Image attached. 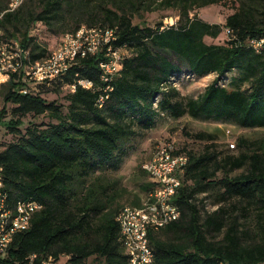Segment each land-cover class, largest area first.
Listing matches in <instances>:
<instances>
[{
    "label": "trees",
    "instance_id": "obj_1",
    "mask_svg": "<svg viewBox=\"0 0 264 264\" xmlns=\"http://www.w3.org/2000/svg\"><path fill=\"white\" fill-rule=\"evenodd\" d=\"M35 1L39 12L24 1L15 10L8 4L0 7L5 39L18 40L33 60L51 52L31 35V26L57 21L68 24L65 29L72 24L68 32L83 25L114 29L116 38L110 44L123 51V66L113 79L103 80L101 63L109 59L106 46L79 57L65 76L47 83L25 80L24 70L11 74L0 122L20 137L0 152V168L12 199L37 200L44 206L35 212L31 226L18 232L0 255V264H25L32 254L54 264L64 255L69 257L66 264H88L93 255L103 264H131L117 221L125 205L113 207L116 194L111 185L104 183L101 174L92 178L93 174L117 167L137 134L135 125L150 129L164 111L177 118L189 114L232 119L248 128L264 127V52L249 44L264 36V0L243 1L224 25L198 13L199 8L222 0ZM164 9L178 12V21L168 25L159 20L153 25L140 16ZM225 27L233 29V39L206 40L224 33ZM165 49L183 57L194 74L217 73L198 98H181L173 77L183 67L164 54ZM127 50L132 53L127 55ZM234 70L239 75L228 85L222 84ZM79 78L92 81L93 87L79 84ZM109 85L113 90H107ZM24 88L28 92H22ZM67 88V112L43 93ZM10 102L15 104L13 118L6 121ZM31 114H47L52 121L32 123L22 132L23 118ZM195 137L211 143L200 154L176 145V153L189 156L183 185L175 197L182 216L150 232L156 252L152 264H264V142L241 137V153L223 156L214 150V135L200 132ZM238 169L244 170L232 175ZM220 171L222 177H218ZM214 185L222 188L223 200L239 198L248 206L262 208L258 225L244 228L237 221L230 225L223 204L204 214L197 196ZM251 234L254 238H249Z\"/></svg>",
    "mask_w": 264,
    "mask_h": 264
},
{
    "label": "rangeland",
    "instance_id": "obj_2",
    "mask_svg": "<svg viewBox=\"0 0 264 264\" xmlns=\"http://www.w3.org/2000/svg\"><path fill=\"white\" fill-rule=\"evenodd\" d=\"M12 0H0V7L9 5ZM243 1L253 2L254 0H222V3L209 4L198 9L199 16L211 23H220L224 25L227 17L232 14ZM28 6L35 8L38 12L41 11L40 5L37 1L24 0ZM193 14V13H192ZM149 20L153 25L159 20H164L165 24L171 25L178 21V12L172 9H164L160 12L143 13L140 15ZM139 19V17H138ZM68 24L61 22H54L53 25L47 24L45 21H38L31 26L30 33L36 38V41L48 49V52L56 50L68 31H71L73 25L70 24V29L64 28ZM226 39L225 33L218 37H206L208 42L222 43ZM131 50H127L126 54H131ZM163 53L169 56L173 61L181 64L183 72L180 75L173 77V85L181 92V98L185 101L191 98H198L203 94L206 88L215 80L217 73H210L207 75L194 74L188 62L177 53L170 49L163 50ZM234 75H239L238 70L229 73L225 79L221 81L222 84L228 85ZM7 81H0V109L5 106L4 94L8 90ZM49 100H57L61 105L63 111H68L69 89L46 90L43 92ZM15 104L10 102L7 104L8 111L5 120L9 121L13 118V108ZM157 106V104H156ZM24 124L20 126L22 132H26L28 126L32 123L37 125H46L52 119L49 115L44 114L40 116L28 115L23 118ZM56 121V120H54ZM137 134L133 137L132 142L127 145V154L123 161L117 167H107L103 170H98L93 174L92 178L101 174L104 183L110 184L112 190L116 194L113 207H120L124 205H142L148 195L150 189L148 185L152 183V176L146 169V164L154 157L158 146L161 143L173 141L180 148L194 151L198 154L206 151V147L211 142L195 137L197 133L206 132L215 136L214 150L220 152L223 156L225 154L233 153L240 154L242 151L239 146V139L241 137L249 139L251 142L261 144L264 142V127L248 128L243 127L232 119H217L214 117L208 118L206 116L192 117L185 114L182 117H174L169 111H164L157 117L156 124L150 128L145 129L135 125ZM20 134L13 133L9 130L6 124L0 122V152L4 151L9 145L17 140ZM231 143H236V147H232ZM244 169H238L232 172V175L241 173ZM224 173L220 171L218 177H222ZM222 188L214 185L207 192H202L197 196L200 207L203 213L217 209L219 204L226 206L227 221L231 225L237 221L241 227H256L261 217L262 208L258 205L248 206L245 201L239 198H231L223 200L221 198ZM248 208V209H245ZM249 238H254L251 234ZM69 257L66 255L55 264H66ZM103 260L93 255L88 260V264H103Z\"/></svg>",
    "mask_w": 264,
    "mask_h": 264
},
{
    "label": "built area",
    "instance_id": "obj_3",
    "mask_svg": "<svg viewBox=\"0 0 264 264\" xmlns=\"http://www.w3.org/2000/svg\"><path fill=\"white\" fill-rule=\"evenodd\" d=\"M24 0H12L10 10L20 7ZM228 40L235 37L230 27L224 28ZM116 38L114 29L88 27L64 35L60 46L41 59L33 60L18 40L8 41L0 25V81H7L14 72L25 71L24 79L35 83H47L62 78L76 64L79 57L96 54L107 48L108 60L101 63L104 68L103 80L110 81L123 66V51L113 49L110 44ZM249 44L258 52H264V36L253 38ZM84 87H93L90 80L79 78ZM76 88V84L73 85ZM107 90H113L109 85ZM28 92V88L21 90ZM102 96L100 102L103 103ZM236 147V143H231ZM173 141L161 143L154 157L146 164L152 176L153 186L141 206L125 205L117 216L123 243L131 264H152L155 248L150 240V232L165 227L182 216V209L175 197L183 185V175L189 164L186 153H176ZM37 200L12 199L7 188L3 168H0V255L4 254L18 232L27 230L36 211L43 208ZM25 264H54L49 259L38 260L32 254Z\"/></svg>",
    "mask_w": 264,
    "mask_h": 264
}]
</instances>
